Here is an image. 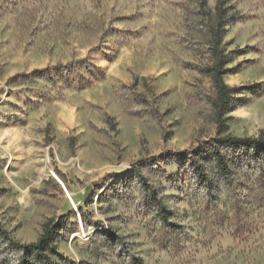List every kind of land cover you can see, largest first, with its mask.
<instances>
[{
	"label": "rangeland",
	"instance_id": "obj_1",
	"mask_svg": "<svg viewBox=\"0 0 264 264\" xmlns=\"http://www.w3.org/2000/svg\"><path fill=\"white\" fill-rule=\"evenodd\" d=\"M219 3L222 135L264 137V0H0V264L61 217L54 264H264V161L187 158L217 138Z\"/></svg>",
	"mask_w": 264,
	"mask_h": 264
},
{
	"label": "trees",
	"instance_id": "obj_2",
	"mask_svg": "<svg viewBox=\"0 0 264 264\" xmlns=\"http://www.w3.org/2000/svg\"><path fill=\"white\" fill-rule=\"evenodd\" d=\"M223 10L221 3L216 6V23L210 29V55L212 64L208 68V75L215 93L212 102V112L217 127V138L210 139L204 145L194 149L188 155L190 168L204 182H209L206 178L203 161L211 159L222 176H229L232 162L227 158L224 148L234 149L244 147L250 150L252 159L264 161V137L239 138L229 135H222L225 132V114L231 110L235 88L229 87L223 80L224 66L229 62V55L222 47L223 36ZM163 209H159V214L163 215ZM64 218H60L57 223L49 220L43 227V233L34 243L18 245L21 254V264H30L27 258H32L36 264H54L51 256L56 254L54 243L55 236L59 233Z\"/></svg>",
	"mask_w": 264,
	"mask_h": 264
}]
</instances>
